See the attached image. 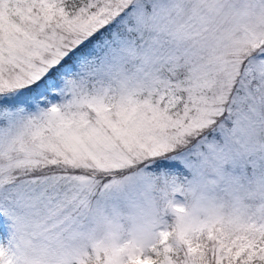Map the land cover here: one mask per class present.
<instances>
[{"label":"snow or ice","instance_id":"obj_1","mask_svg":"<svg viewBox=\"0 0 264 264\" xmlns=\"http://www.w3.org/2000/svg\"><path fill=\"white\" fill-rule=\"evenodd\" d=\"M0 264H264V0H0Z\"/></svg>","mask_w":264,"mask_h":264}]
</instances>
